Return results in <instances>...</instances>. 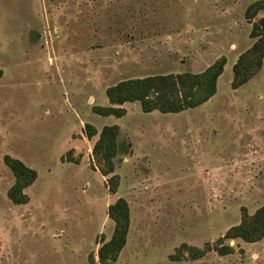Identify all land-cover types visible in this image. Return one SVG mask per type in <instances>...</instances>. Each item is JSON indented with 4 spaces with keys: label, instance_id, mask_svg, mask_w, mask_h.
I'll list each match as a JSON object with an SVG mask.
<instances>
[{
    "label": "rangeland",
    "instance_id": "1",
    "mask_svg": "<svg viewBox=\"0 0 264 264\" xmlns=\"http://www.w3.org/2000/svg\"><path fill=\"white\" fill-rule=\"evenodd\" d=\"M262 16L264 0H0V264L97 261L118 198L130 224L114 264H264V237L223 238L264 205V58L231 86ZM220 57L216 94L196 108L92 112L120 80L197 73ZM86 123L120 128L115 193ZM6 154L37 172L25 204L7 197Z\"/></svg>",
    "mask_w": 264,
    "mask_h": 264
},
{
    "label": "trees",
    "instance_id": "2",
    "mask_svg": "<svg viewBox=\"0 0 264 264\" xmlns=\"http://www.w3.org/2000/svg\"><path fill=\"white\" fill-rule=\"evenodd\" d=\"M261 6L260 8H262ZM254 4L246 10V18L255 16L252 12ZM256 11V10H255ZM249 37L253 43L242 52L232 66L231 86L237 88L255 74L264 58V16L251 23ZM226 58L220 57L204 70L168 74H154L140 78L120 80L108 86L105 94L109 106H93L92 112L100 116L121 117L126 110L121 106L126 102H138L142 112L158 111L160 113H179L183 110L196 108L207 102L216 94L217 80L222 74ZM88 139L98 135L92 147V154L98 163V169L103 176H108V188L116 192L118 176L114 174V158L120 150L118 125H104L99 131L90 123L84 125ZM127 148H124L126 151ZM4 164L14 176V182L7 190V197L13 204H25L28 196L24 190L33 184L37 178L35 169L27 166L21 160L8 154L3 156ZM108 217L113 220L114 228L110 238L101 241L97 249V261L94 254L88 257L90 264H114L126 244L130 216L129 207L124 198H118L108 206ZM264 237V205L253 214L244 213L240 223L232 226L223 238H241L246 242H256ZM190 250H197L189 247ZM222 254L229 248L220 249ZM198 252L195 256H201Z\"/></svg>",
    "mask_w": 264,
    "mask_h": 264
},
{
    "label": "crops",
    "instance_id": "3",
    "mask_svg": "<svg viewBox=\"0 0 264 264\" xmlns=\"http://www.w3.org/2000/svg\"><path fill=\"white\" fill-rule=\"evenodd\" d=\"M218 81V80H217ZM127 103V102H126ZM125 104V103H124ZM121 106H123V104L121 105ZM95 127V126H94ZM96 128V127H95ZM102 128V127H101ZM101 128H96L98 131L101 129ZM71 148H73V147H71ZM30 167V166H29ZM26 194V193H25ZM27 195V194H26ZM29 200V199H28Z\"/></svg>",
    "mask_w": 264,
    "mask_h": 264
}]
</instances>
